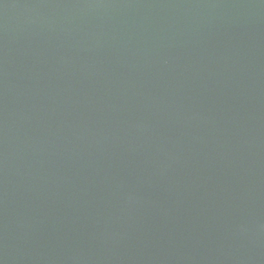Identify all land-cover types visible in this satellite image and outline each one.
I'll return each instance as SVG.
<instances>
[{
    "label": "water",
    "instance_id": "water-1",
    "mask_svg": "<svg viewBox=\"0 0 264 264\" xmlns=\"http://www.w3.org/2000/svg\"><path fill=\"white\" fill-rule=\"evenodd\" d=\"M0 264H264V0H0Z\"/></svg>",
    "mask_w": 264,
    "mask_h": 264
}]
</instances>
